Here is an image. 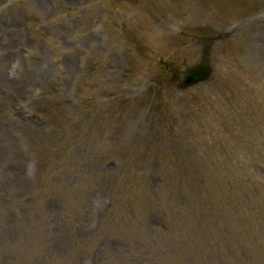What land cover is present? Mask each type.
Instances as JSON below:
<instances>
[{
	"label": "rangeland",
	"instance_id": "rangeland-1",
	"mask_svg": "<svg viewBox=\"0 0 264 264\" xmlns=\"http://www.w3.org/2000/svg\"><path fill=\"white\" fill-rule=\"evenodd\" d=\"M0 264H264V0H0Z\"/></svg>",
	"mask_w": 264,
	"mask_h": 264
},
{
	"label": "water",
	"instance_id": "water-1",
	"mask_svg": "<svg viewBox=\"0 0 264 264\" xmlns=\"http://www.w3.org/2000/svg\"><path fill=\"white\" fill-rule=\"evenodd\" d=\"M212 66L207 57L200 63L187 68L181 74L180 88L184 89L200 82L207 81L212 75Z\"/></svg>",
	"mask_w": 264,
	"mask_h": 264
},
{
	"label": "bare ground",
	"instance_id": "bare-ground-1",
	"mask_svg": "<svg viewBox=\"0 0 264 264\" xmlns=\"http://www.w3.org/2000/svg\"><path fill=\"white\" fill-rule=\"evenodd\" d=\"M26 126V125H25ZM12 151H13V148H12V145H10L9 144V142H8V145H7V147L4 145L3 146V156H5L6 158H8V156H13L14 154H12ZM15 172H6V174L5 175H7V176H9L10 177V179L12 178L13 180V182L17 185V186H21V182H20V178H19V176H18V174L17 175H12V174H14ZM13 176V177H12ZM5 232V234H6V237L7 238H9L10 237V230L9 231H7V230H5L4 231Z\"/></svg>",
	"mask_w": 264,
	"mask_h": 264
}]
</instances>
